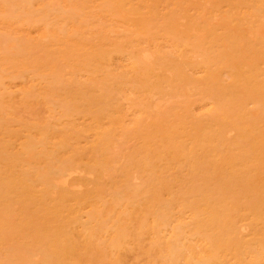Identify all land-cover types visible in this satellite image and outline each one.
<instances>
[{"label":"rangeland","instance_id":"1","mask_svg":"<svg viewBox=\"0 0 264 264\" xmlns=\"http://www.w3.org/2000/svg\"><path fill=\"white\" fill-rule=\"evenodd\" d=\"M41 1L0 0V264H264V0Z\"/></svg>","mask_w":264,"mask_h":264},{"label":"bare ground","instance_id":"2","mask_svg":"<svg viewBox=\"0 0 264 264\" xmlns=\"http://www.w3.org/2000/svg\"><path fill=\"white\" fill-rule=\"evenodd\" d=\"M45 1V0H44ZM44 1H41V2H44ZM50 1V0H49ZM72 1H74V0H72ZM77 1V0H76ZM40 4V3H39ZM41 5V4H40ZM39 5V6H40ZM74 6H76V5H74ZM254 29V28H253ZM252 29V30H253ZM264 30V29H263ZM260 32V31H259ZM253 33H255V32H253ZM261 33H263L262 31H261ZM262 35V34H261ZM52 37H54L53 35H51ZM264 37V36H263ZM48 38V37H47ZM55 38V37H54ZM40 40V39H39ZM39 42H41V41H39ZM43 47V46H42ZM13 58V57H12ZM20 59V58H19ZM18 62H19V60H18ZM33 62V61H32ZM35 64V63H34ZM50 65V64H49ZM24 66V65H23ZM132 66V65H131ZM133 67V66H132ZM12 69V68H11ZM134 71V70H133ZM51 72V71H50ZM133 73V72H132ZM259 84V83H258ZM260 87V85L259 86H257V88H259ZM256 88V89H257ZM150 93V92H149ZM193 96V95H192ZM191 97V96H190ZM204 109V108H203ZM205 110V109H204ZM257 112V111H256ZM205 126V125H204ZM214 127V126H213ZM39 128V127H38ZM167 148V147H166ZM40 159V158H39ZM43 160V159H42ZM55 167V166H54ZM44 170H45V168H44ZM36 171V170H35ZM34 173V172H33ZM37 174V173H36ZM38 176V175H37ZM198 176H199V174H198ZM91 177V176H90ZM20 178V177H19ZM18 178V179H19ZM33 178V177H32ZM66 179H65V177H62V180H61V182H64ZM33 181V180H32ZM60 182V183H61ZM66 182V181H65ZM64 182V183H65ZM136 183V182H135ZM224 183V182H223ZM56 184H59L58 182L56 183ZM66 184V183H65ZM226 184V183H225ZM60 185V184H59ZM62 185V184H61ZM63 186V185H62ZM65 186V185H64ZM223 191H225V190H223ZM54 197V196H53ZM207 204V203H206ZM98 205V204H97ZM24 206V205H23ZM10 211V210H9ZM96 212V211H95ZM96 218V217H95ZM26 219V218H25ZM96 220V219H95ZM8 221V220H7ZM70 226V225H69ZM25 231V230H24ZM21 233V232H20ZM181 242V241H180ZM205 243V242H204ZM252 247H254V246H252ZM179 248V247H178ZM204 248V247H203ZM179 249H181V248H179ZM209 250V249H208ZM38 252V251H37ZM201 252V251H200ZM199 252V254H196V255H200L201 253ZM205 252V251H204ZM204 252H202V254L204 253ZM220 252V251H219ZM224 252V251H223ZM49 253V252H48ZM193 254V253H192ZM192 254H191V256H192ZM211 254H213V253H211ZM195 255V256H196ZM204 255V254H203ZM206 255V254H205ZM221 255V254H220ZM207 256H208V254H207ZM260 257V256H259ZM195 258V257H194ZM202 258V257H201ZM188 259V258H187ZM196 259V258H195ZM205 259V258H204ZM20 260V259H19ZM36 260V259H35ZM194 261V260H193ZM196 261H198V260H196ZM65 262H66V259H65ZM187 262V261H186ZM199 262V261H198ZM196 263V262H195Z\"/></svg>","mask_w":264,"mask_h":264}]
</instances>
